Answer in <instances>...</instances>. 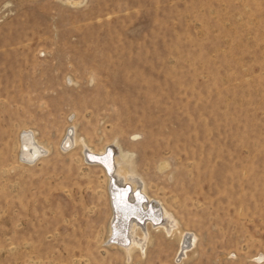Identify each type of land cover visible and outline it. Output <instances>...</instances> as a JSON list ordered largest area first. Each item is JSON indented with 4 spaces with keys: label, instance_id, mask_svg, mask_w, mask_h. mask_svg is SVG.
I'll list each match as a JSON object with an SVG mask.
<instances>
[{
    "label": "rangeland",
    "instance_id": "obj_1",
    "mask_svg": "<svg viewBox=\"0 0 264 264\" xmlns=\"http://www.w3.org/2000/svg\"><path fill=\"white\" fill-rule=\"evenodd\" d=\"M74 126L94 151L132 156L145 195L199 237L188 259L163 230L131 257L110 242L107 175L62 148ZM26 131L49 149L31 163ZM259 253L264 0H0V264H264Z\"/></svg>",
    "mask_w": 264,
    "mask_h": 264
},
{
    "label": "bare ground",
    "instance_id": "obj_2",
    "mask_svg": "<svg viewBox=\"0 0 264 264\" xmlns=\"http://www.w3.org/2000/svg\"><path fill=\"white\" fill-rule=\"evenodd\" d=\"M70 128L68 127V134L66 133L65 138H63L62 148L67 150L79 145L89 164H100L109 179L108 190L110 202L113 206L109 238L115 237L116 239H113L116 240L117 243H115L121 244L119 247L131 257L137 249L143 251L147 247V243H150L152 239L151 228L156 231L163 230L169 237L179 235V253L185 259H188L189 252L195 250L199 237L184 230L180 221L169 209L155 205L151 196H146L149 195L147 184L143 179L144 183L136 177L132 156L121 149L117 152L110 145L101 151H94L86 139L82 142L75 126ZM24 134L21 146L23 147V151L21 150L22 156L31 163L45 155L49 149L39 142L34 132L26 131ZM87 154L92 159L98 158L102 163L89 160ZM112 177L114 178V184H112ZM138 191L143 193L146 197L145 200L144 198L139 199L140 193ZM127 194L129 205L126 204V206L124 201L126 202ZM122 195L125 197H122ZM110 242H112V239ZM258 257L264 260V255L260 254Z\"/></svg>",
    "mask_w": 264,
    "mask_h": 264
},
{
    "label": "water",
    "instance_id": "obj_3",
    "mask_svg": "<svg viewBox=\"0 0 264 264\" xmlns=\"http://www.w3.org/2000/svg\"><path fill=\"white\" fill-rule=\"evenodd\" d=\"M87 158L89 159V160H92V161H96V162H98V163H102V161H100L98 158H94V159H92L90 156H89V154H87ZM103 165V164H102ZM110 174L112 173V172H109ZM112 184H114V178L112 177ZM127 188V187H126ZM127 190V189H126ZM129 192H130V190L128 191V194H129ZM139 192V191H138ZM140 193V194H139ZM138 194H139V199H142V198H144V200H145V198L146 197H144V195H143V193L142 192H139ZM128 194L126 195V202L124 201V204L126 205H129V203L127 202V198H128ZM136 195H137V191H136ZM122 197H125V196H123L122 195ZM122 199H125V198H122ZM121 199V200H122ZM126 205V206H127ZM113 239H116L115 237H113Z\"/></svg>",
    "mask_w": 264,
    "mask_h": 264
}]
</instances>
